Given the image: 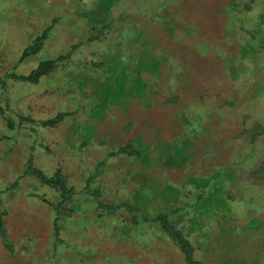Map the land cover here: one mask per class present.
Listing matches in <instances>:
<instances>
[{
	"label": "rangeland",
	"instance_id": "374dc122",
	"mask_svg": "<svg viewBox=\"0 0 264 264\" xmlns=\"http://www.w3.org/2000/svg\"><path fill=\"white\" fill-rule=\"evenodd\" d=\"M125 202L264 264V0H0V264H190Z\"/></svg>",
	"mask_w": 264,
	"mask_h": 264
},
{
	"label": "trees",
	"instance_id": "16d2710c",
	"mask_svg": "<svg viewBox=\"0 0 264 264\" xmlns=\"http://www.w3.org/2000/svg\"><path fill=\"white\" fill-rule=\"evenodd\" d=\"M40 40H42V39H40ZM40 40H37L35 42L36 43L35 45L28 47L25 50L24 56L36 52L41 46ZM98 40L101 41V39H98ZM71 56H72L71 52H69L65 56L59 57L56 60L43 62V63L39 64L35 69H33L29 74L17 75V79H20L22 81H28V82H36L38 80V78H40L41 76H43L46 73H48L49 71L55 69L57 66L63 65L65 61L71 60ZM82 64H83V66L89 68L87 63H82ZM110 154L111 155H114V154L135 155V154H137V152H136V149H134L132 146H126V147H122V148L118 149L116 152L110 153ZM103 163H104V161L102 163H100V165H102ZM28 168L33 170V172L40 179L41 182H44L47 184H52V183L57 184L59 186V188L65 193V195H66L65 199L66 200L68 198H70L71 194H73L75 192L74 189L66 187L64 181L61 178H59L57 176H46L45 174H43L38 169H35L34 167H32L31 158L29 161ZM89 184H90V182L88 181L87 185H89ZM120 206L123 207L124 209H126L127 211L132 212L133 215L140 220L159 222L164 229H166L169 233L175 235L176 238L179 240L183 249L185 250L184 252H186L188 262L190 264H201L200 261L192 259V255L190 252L191 248H190L189 242L186 240L185 235H183L178 230L174 229V227L168 222L166 213H160V214H157L154 216H149L145 213H137L136 212L137 210L132 206V204L130 202L122 203V204H120ZM107 208L113 209L114 207L109 204V205H107ZM0 223H1V220H0Z\"/></svg>",
	"mask_w": 264,
	"mask_h": 264
},
{
	"label": "crops",
	"instance_id": "0c3cea01",
	"mask_svg": "<svg viewBox=\"0 0 264 264\" xmlns=\"http://www.w3.org/2000/svg\"><path fill=\"white\" fill-rule=\"evenodd\" d=\"M143 46V45H142ZM142 49V48H141ZM139 55L142 57V56H145V55H148V51L143 49L141 51H139Z\"/></svg>",
	"mask_w": 264,
	"mask_h": 264
}]
</instances>
